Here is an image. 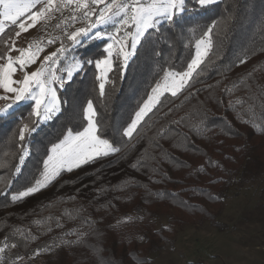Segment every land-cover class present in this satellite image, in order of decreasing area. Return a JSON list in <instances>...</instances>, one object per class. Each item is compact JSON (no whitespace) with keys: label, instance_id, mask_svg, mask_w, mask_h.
<instances>
[{"label":"trees","instance_id":"1","mask_svg":"<svg viewBox=\"0 0 264 264\" xmlns=\"http://www.w3.org/2000/svg\"><path fill=\"white\" fill-rule=\"evenodd\" d=\"M213 21H218L211 38L213 46L205 61L207 68L198 77L200 82L195 83V88L216 85L217 81H221L220 86L211 90V97L208 91H201L180 108L176 106L181 105L184 96L166 94L161 98L159 111L152 117V121H158L156 127H160L198 109L190 123L198 124L203 119L208 130L196 134L181 124L178 131L181 139L187 135V146L182 143L177 147L173 140L160 141L162 149L174 160L158 163L156 166L160 173L156 176L136 171L131 164L155 129L141 131L140 135L145 139L140 141L135 151L131 150V145L136 144L139 137L127 140L120 135L121 130L130 122L141 101L146 99L149 86L159 79L162 69L183 70L190 62L195 54V41ZM261 49H264V0H217L205 9L186 13L181 23L171 30L165 25L146 36L142 46L138 47L137 55L129 61L124 75L118 72L110 74L115 86L106 85L105 98L99 97L94 79L96 70L91 66L77 75L73 83L59 89L61 114L37 124L36 132L26 138L25 145L30 155L22 165L19 163L18 141L13 133L20 124L18 118L26 117L29 108L22 104L0 117V164L5 165L0 167V246L5 243V237L9 244H17L16 248L6 249L4 264H11L18 255L23 256L27 264H33V259L38 256L34 255L36 249L45 248L54 240L75 238L64 237V232L77 228L88 232L89 227L83 221L89 217L93 221V232L86 244L58 247L40 255L58 258L62 264H139L141 260L148 263V253L156 243L168 239L170 225L174 222L192 217L209 219L218 225L213 208L221 206L234 181L246 172L264 171V132L244 123L243 120L248 118L246 114L241 118L228 107L229 100L244 96L246 90L237 91L233 96L223 92L225 86L230 87L253 68H257L254 85L264 87V51ZM102 51L86 55L99 58ZM245 53L248 54L247 62L238 64V58ZM229 67L231 70L225 71ZM88 99L93 100L96 118L107 134L106 138L117 142L121 153L103 158L91 167L64 173L53 186L12 202L4 193L23 190L38 178L41 160L50 143L55 142L67 128L77 130L83 126L82 108ZM169 108L173 111L164 117ZM261 112L257 108L255 122L264 127ZM124 144L128 147L124 148ZM5 153H8L7 157ZM17 166L21 167V172L14 175ZM201 166L204 168L202 172L199 171ZM161 178L162 182L150 183V179L157 181ZM5 182L10 184V188L5 187ZM126 182L133 186L117 190ZM85 185L87 187H83ZM100 189L106 191L98 195ZM157 190L178 195L159 199L146 196L147 191L155 193ZM71 196L76 198L68 200ZM60 198H64L63 201ZM50 202L54 207H47ZM65 209L74 215L76 210L80 211L76 219H68L63 216ZM163 215L168 216L169 223L156 229L157 220ZM48 216L61 217L64 228H56L52 222L53 230L46 232L48 224L41 226L35 223ZM125 217L132 219L123 222ZM17 229L36 238L26 243Z\"/></svg>","mask_w":264,"mask_h":264},{"label":"snow or ice","instance_id":"2","mask_svg":"<svg viewBox=\"0 0 264 264\" xmlns=\"http://www.w3.org/2000/svg\"><path fill=\"white\" fill-rule=\"evenodd\" d=\"M215 3L217 0H0V101H4V104L0 105V117L10 114L11 110L22 103L27 104L29 108L26 117L18 118L20 124L18 130L13 133L21 153L19 163L22 165L30 155L25 141L28 136L36 132V125L61 114L57 89H64L66 85L73 83L77 75L91 66L96 70L94 79L99 97L105 98L106 85L115 86V80L110 79V74L118 72L121 76L124 75L129 61L137 55L138 47L142 46L146 36L165 25L171 30L181 23L186 13L205 9ZM53 21L55 24L52 23ZM37 24L40 25L37 31H43L44 35L31 39L26 45H21L19 41L22 34L27 36ZM109 26H111L110 31L106 30ZM217 27L218 21H213L206 27L201 38L195 41L193 58L183 70L173 68L161 70L159 79L149 86L146 99L141 101L130 122L121 130L120 135L127 140L139 137L137 143L131 145V150L135 151L140 141L145 139L140 135L141 131L145 128L148 131L155 129L152 136L147 137L146 146L131 164L136 171L144 172L150 177L156 176L160 173V168L156 166L158 163L174 160L162 149L160 141L173 140L177 147L182 143L187 146V135L181 139L178 131L181 124H185L196 134L208 130L203 119H200L198 124L190 123L198 114V109L186 112L179 119L171 120L167 125L160 127H156L158 121H152V117L159 111L158 106L162 105L161 98L166 94L172 97L183 95L184 101L176 106L180 108L183 107L184 102L191 101L201 91H208L211 97V90L220 86L221 81H217L216 85L209 84L203 89L195 88V83L200 82L198 77L203 75L207 68L205 61L213 46L211 38ZM49 28L54 30L53 33L48 32ZM88 39L103 42V51L99 58L79 57L75 54ZM57 44L59 46L55 47L54 51H47L48 47ZM247 59L248 54L245 53L237 62L243 65ZM32 66H35L34 69L29 71ZM230 70L231 67L225 69V71ZM256 71L257 68H253L239 77L230 87L225 86L223 92L233 96L237 91L246 90L244 96L229 100L228 107L236 111L241 118L246 114L248 118L243 122L264 132V127L255 122L257 108L262 110L261 115L264 116V87L254 85ZM172 111L173 109L169 108L168 112L164 113V117ZM96 117L93 100L88 99L82 108L83 126L77 130L67 128L55 142L50 143L41 160L38 178L23 190L4 194L9 195L12 202L24 200L53 186L64 173H73L82 170L85 166L91 167L103 158L121 153L122 149L117 146V142L106 138L107 134L102 131V126ZM150 121L152 122L149 123ZM123 147L127 148L128 145L124 144ZM5 156L7 157L8 153H5ZM4 166L0 164V167ZM199 171H204L203 166ZM20 172L21 167L17 166L14 175ZM167 178L171 179L170 176ZM152 182H162V178L157 181L150 179V183ZM132 186L126 182L117 190L123 191ZM136 186L147 188L146 185ZM5 187L10 188V184L5 182ZM79 191L77 189V192ZM104 191L106 190H98V195ZM177 195L176 192L168 193L164 190H157L155 193L146 192V196L156 199ZM75 198L71 196L67 199ZM60 199L63 201L64 198ZM47 207H54V204L50 202ZM79 211L76 210L74 215L72 211L65 209L63 216L76 219ZM131 219L125 217L123 222ZM61 220V217L48 216L35 223L41 226L48 224L46 232H51L52 222L55 223L56 228H64ZM83 224L89 227L88 232L79 228L70 229L64 232L63 236L75 237L74 239H61L59 242L54 240L51 245L36 249L34 255L50 252L58 247L86 244L87 238L93 232V221L90 217L85 218ZM16 231L26 243L36 238L30 233L26 235L23 230ZM7 239L5 237V243L0 246V264H4L6 249L17 247L16 243L9 244ZM23 260L24 257L18 255L11 264H18ZM139 264H146V261L141 260Z\"/></svg>","mask_w":264,"mask_h":264},{"label":"rangeland","instance_id":"3","mask_svg":"<svg viewBox=\"0 0 264 264\" xmlns=\"http://www.w3.org/2000/svg\"><path fill=\"white\" fill-rule=\"evenodd\" d=\"M106 30L110 31L111 26ZM101 50L103 42L88 39L75 54L90 58L86 54ZM3 104L4 101H0V105ZM252 172L238 177L225 193L221 206L213 208L218 225L209 219L192 217L174 222L170 225L168 239L154 245L146 264H264V171ZM168 223V216L163 215L157 220L156 229ZM33 264L62 263L46 254L35 257Z\"/></svg>","mask_w":264,"mask_h":264},{"label":"crops","instance_id":"4","mask_svg":"<svg viewBox=\"0 0 264 264\" xmlns=\"http://www.w3.org/2000/svg\"><path fill=\"white\" fill-rule=\"evenodd\" d=\"M40 27L39 24H37V26L33 29L30 30V32L27 34V36H24V34H22V37L19 41V43L21 45H26L31 39H33L34 33L37 31V29ZM13 55H15L13 53Z\"/></svg>","mask_w":264,"mask_h":264},{"label":"built area","instance_id":"5","mask_svg":"<svg viewBox=\"0 0 264 264\" xmlns=\"http://www.w3.org/2000/svg\"><path fill=\"white\" fill-rule=\"evenodd\" d=\"M53 24H55V21H53L52 22ZM80 25H77V27H79ZM53 29L52 28H49L48 29V32L49 33H53ZM56 34H58V33H56ZM44 35V32L43 31H36V33L34 34V36H33V38H36V37H39V36H43ZM56 46H59L58 44L57 45H55V46H52V47H48L47 48V50H50V49H53V48H55Z\"/></svg>","mask_w":264,"mask_h":264}]
</instances>
